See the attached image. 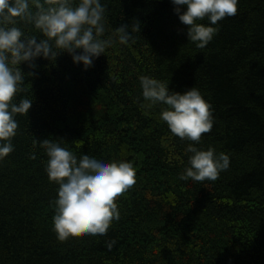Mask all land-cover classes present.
I'll list each match as a JSON object with an SVG mask.
<instances>
[{"label":"trees","instance_id":"16d2710c","mask_svg":"<svg viewBox=\"0 0 264 264\" xmlns=\"http://www.w3.org/2000/svg\"><path fill=\"white\" fill-rule=\"evenodd\" d=\"M101 2L103 38L114 43L92 67L67 53L37 58L34 70L20 65L35 75L16 102L33 104L16 115L14 151L0 161V264H264V0H239L204 48L188 40L170 0ZM121 24L130 26L128 45L118 41ZM142 76L171 91L198 88L212 105L211 131L198 143L175 137L160 117L165 106L142 97ZM44 139L77 157L134 163L136 183L116 198L120 219L107 236L57 239L58 185L45 171ZM189 144L227 154L229 168L215 181L180 179Z\"/></svg>","mask_w":264,"mask_h":264},{"label":"clouds","instance_id":"9594fccd","mask_svg":"<svg viewBox=\"0 0 264 264\" xmlns=\"http://www.w3.org/2000/svg\"><path fill=\"white\" fill-rule=\"evenodd\" d=\"M170 2L179 21L188 26V40L199 48L206 47L219 31L212 25L235 16L239 4V0ZM205 17L210 25L197 23ZM105 21L106 7L101 0H0V161L14 151L16 115H27L33 104V99L26 97L16 102L26 75H35L34 71L23 72L20 65L34 70L37 58L52 62L67 53L74 64H82L83 70H88L114 43L112 38H103ZM21 22L32 25L40 36L26 35L16 26ZM129 27L121 24L115 30L122 45L133 40ZM140 86L145 101L165 106L160 117L175 137L198 143L202 134L211 131L212 105L198 88L191 87L183 93L171 91L168 83L150 76H142ZM41 146L48 157L47 176L58 185L53 202V231L57 239L65 241L81 234L107 236L112 222L120 219L116 198L136 183L134 163L87 154L77 157L70 149L47 139ZM186 150L192 155L180 175L182 180L215 181L230 166V157L214 148L201 150L189 144ZM115 244V239L105 241L109 251Z\"/></svg>","mask_w":264,"mask_h":264}]
</instances>
